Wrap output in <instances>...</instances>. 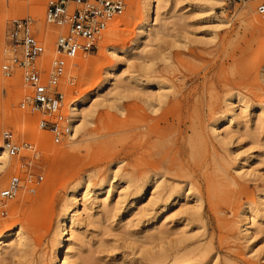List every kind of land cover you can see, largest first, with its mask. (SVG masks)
<instances>
[{
  "label": "rangeland",
  "instance_id": "obj_1",
  "mask_svg": "<svg viewBox=\"0 0 264 264\" xmlns=\"http://www.w3.org/2000/svg\"><path fill=\"white\" fill-rule=\"evenodd\" d=\"M47 1L0 0V143L11 132L31 147L10 159L0 174V191L14 175H24L21 165L27 161L33 173L44 176L35 193L23 189L10 203L7 217L0 218V234L18 227L26 243L19 256L16 248L3 251L0 264H56L63 219L75 203L80 216L70 264H172L186 253L206 249L203 261L196 259L202 264H264V26L254 22L256 17L264 22L258 12L264 0H222V6L212 0H161L160 8L157 0L158 21L144 36L145 4L128 0L125 14L105 32L98 50L80 57L66 76L76 79L74 87L65 86L67 114L93 90L100 94L86 110L93 115L84 133L59 145L39 129L43 116L21 109L29 95L21 73L7 79L1 72L6 30L15 19L31 18L38 36L44 35L47 67L55 58L53 48L62 31L45 23ZM132 77L162 82L164 88L145 87ZM163 94L167 98L159 97ZM185 94L191 101L181 117L173 104ZM230 103L238 117L221 127L229 135L218 140L212 127L228 116ZM171 113L168 124L152 121ZM160 127L168 133L161 144L148 148L172 149L177 170L159 174L152 184L150 180L149 195L141 202L148 211L128 218L142 179L129 164L144 145L145 133ZM195 163L200 167L190 179ZM156 180L160 188L151 197ZM127 181L138 183L124 191ZM111 182L109 207L103 210L101 198ZM86 185L92 190L87 196ZM179 188L191 196L173 201L159 217L163 223L147 229L171 190ZM210 194L221 201L220 220L213 214ZM251 206L257 217L247 232ZM160 231L165 235L159 237ZM177 247L182 250L178 255Z\"/></svg>",
  "mask_w": 264,
  "mask_h": 264
},
{
  "label": "built area",
  "instance_id": "obj_2",
  "mask_svg": "<svg viewBox=\"0 0 264 264\" xmlns=\"http://www.w3.org/2000/svg\"><path fill=\"white\" fill-rule=\"evenodd\" d=\"M127 8L128 0H48L44 21L62 31L53 48L55 58L48 67L45 65L48 54L45 37L38 36L31 18L15 19L7 27L1 72L7 79L21 73L29 95L20 107L43 116L39 129L48 133L54 144L64 143L73 134L74 121L66 113L65 86L74 87L76 79L66 76L77 66L80 57L98 50L105 32ZM258 12L264 15V4L258 7ZM3 147L10 158H18L23 149H31L11 132L3 134ZM21 167L24 175H14L0 191V218L7 217L10 203L23 189L35 193L44 181L43 175L33 173L29 161Z\"/></svg>",
  "mask_w": 264,
  "mask_h": 264
},
{
  "label": "bare ground",
  "instance_id": "obj_3",
  "mask_svg": "<svg viewBox=\"0 0 264 264\" xmlns=\"http://www.w3.org/2000/svg\"><path fill=\"white\" fill-rule=\"evenodd\" d=\"M156 1L157 0H143V2L145 4V20H144V24L141 27L140 36H144L146 33H148L153 28V26L156 25V23L158 21V15L156 12V8H157V6L160 8V6H161L160 3L162 1L158 0L157 2L159 5H157V6H156ZM212 1H214V3H216L217 5H220V6L224 5V2L222 0H212ZM254 22L257 24V26H260V25L264 26V22L259 20L257 17L254 18ZM113 29H112V31H115L116 27H113ZM236 55H233V57H232L233 60H235ZM77 61H78V63H80L81 60H77ZM113 75H114V71H110L109 77H113ZM131 79H133L136 83L143 84V86H145V87H156L160 90H162L164 88V85L162 82H152V81L144 80L142 78H137V77H132ZM116 87H118V86H116ZM116 87L113 85V89L114 88L116 89ZM110 93H112V92H108V94H106L104 96L105 97L104 99L106 101L108 100V96ZM99 94H100L99 90L95 89L91 92V94H89L88 96L77 101L76 105L71 106L70 114H71V117L74 121L73 134L71 135L73 140L77 139V137L79 135L84 133V131L86 130L88 125H90V123H91L90 119H91L93 113H91L90 111L89 112L87 111L88 112L87 113L86 110L88 109L89 104L95 98H97L99 96ZM159 97L161 99H164V97L167 98V96L164 94L162 95V97H161V95ZM233 97H231V99H233ZM160 98H159V101L161 102ZM236 98L238 99L237 96H236ZM189 101H191L190 95H187V94L182 95V97L176 99V101L174 102V104H173L174 107L173 106L172 107L176 110H173V111L174 112L178 111V114H179L178 116H181V117L184 116L183 111L185 108L188 107ZM238 101L242 107H246V102L242 98H239ZM229 107H230V110H229L228 116H226L225 118L218 119V120L214 121L212 131H213L215 138L218 140H226L228 138V135H229L227 131L221 132V127L231 126L235 122L236 118L238 117L236 109L232 106V103L229 104ZM173 108H171V109H173ZM170 111L173 113L172 110H170ZM167 113H168V111H167ZM172 113L162 115V117L152 119V121L159 122L160 120L163 119L164 124H168L169 118L174 114V113L173 114ZM176 114H177V112H176ZM165 128H166V126H165ZM165 128L160 127L154 131H149V132L145 133V135L143 137L145 139V141H144V143H142V145L143 144L144 145L141 147V149L136 151V153L134 154L135 158L133 160V163L129 164L133 168V173L138 175V176H141L142 179L139 182L140 184L137 185V187H135V190L133 193L132 204H131L130 208L128 209V212H127L128 218H136L140 214H142V213L144 214L148 211V209L146 207L141 206V202L145 198L146 195H149L148 194V187H149V181L150 180H151L150 182L152 184V183H154V179L156 178V176H158L159 174H162V175L171 174L177 170L178 165H177L176 161L172 160L170 157L171 153H172V149H168V148L167 149L166 148H160L159 149L158 148L155 150L154 149L150 150L148 148V146L150 144H161L162 143V141L164 140V137H165L164 135L168 133L165 131ZM132 155L130 154V157H132ZM10 159L11 158L8 156L7 152L4 150L3 144L0 143V174H3V172L8 167ZM181 159H182V157H181ZM198 167H200L198 165V163H195L194 169L191 170L190 179H192L196 175V172L198 171L197 170ZM242 176H243V174H242ZM244 176H247V175L244 173ZM144 179H146V180L144 181ZM137 183L138 182H135L133 184L132 182L127 181L125 183V185L126 184L127 185L125 186V188L123 190L128 191L129 188L132 186V184L135 185ZM157 183H158V180H156V183H155L156 185H153L152 189H154V192L151 194V197L157 193L156 189L160 188V186H158ZM77 186L78 187H76L75 190L73 191V196L71 198V201L76 200L74 198L75 197L74 194H76V192L78 191V189L80 188L81 185L79 184ZM89 188H90L89 185H86L84 187L85 196L89 195L92 192V190L90 191ZM113 188H114V182H111V184H109V187L106 189L104 196H102V198H101L102 199L101 205H102L103 210H106L109 207L108 201H109L110 194H111V191ZM103 191L104 190L101 189L98 192L102 193ZM95 192L98 193L97 191H95ZM190 196L191 195H189V193L186 194L184 188H179L177 190H171V193L164 200V202L162 204L161 212L158 214L157 217H155L153 219L152 224L147 226L146 228L150 229V228H153L154 226H160L163 223V221L160 220L159 217L162 214L167 213V211L171 207L173 201L180 200L181 198H188ZM216 199L218 200V198L216 196H213L212 194H210L208 196L210 206H212L213 214L217 220H220L221 219L220 216L223 214L224 211L218 206L221 201L219 200V202H218ZM221 200L226 201L225 199H221ZM73 205L74 206H73L72 210L70 209L69 212L65 215V218L63 219V227H62L61 237L58 241V250L56 253V258H57L56 264H70L69 253H70V249H71V245H72V236L74 233V228L77 226V224L79 222L78 218L80 216V213H79L78 208H77V203H75ZM249 212H250V215L247 216V222L245 224L247 232L250 229L249 227H251V222L254 221L255 218L257 217L255 208H253L252 206L249 208ZM195 215L196 216L199 215L200 217H202L203 214L198 213ZM213 218L209 216L210 221H212ZM215 233H216V230L212 229V234H215ZM159 234H160L159 237L161 235H163V236L165 235L161 231L159 232ZM162 238L163 237L158 238V240L162 241ZM156 239L157 238L154 237L152 240L155 241ZM25 246H26V243H25V240L22 236L21 229L18 227L9 228L7 230H4L0 234V254L3 251H12L16 248L17 249L16 255L19 256L23 252ZM181 251H182L181 248L177 247L175 253L178 255ZM207 253H209L208 249H206V251H204L201 254L189 252V253L184 254L183 259L180 261H178L177 258H175L172 261V264H202L200 261H197L196 259L200 258L203 261V259L205 258ZM166 260H167V258H166ZM226 264H228V263H226Z\"/></svg>",
  "mask_w": 264,
  "mask_h": 264
}]
</instances>
